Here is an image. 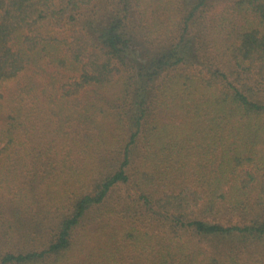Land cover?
<instances>
[{
	"label": "trees",
	"instance_id": "16d2710c",
	"mask_svg": "<svg viewBox=\"0 0 264 264\" xmlns=\"http://www.w3.org/2000/svg\"><path fill=\"white\" fill-rule=\"evenodd\" d=\"M0 264H264V0H0Z\"/></svg>",
	"mask_w": 264,
	"mask_h": 264
}]
</instances>
